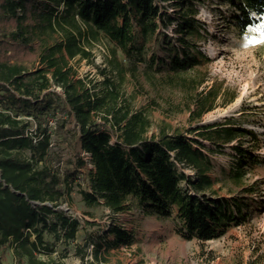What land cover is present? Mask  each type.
<instances>
[{
    "label": "trees",
    "instance_id": "trees-1",
    "mask_svg": "<svg viewBox=\"0 0 264 264\" xmlns=\"http://www.w3.org/2000/svg\"><path fill=\"white\" fill-rule=\"evenodd\" d=\"M163 1L182 12L174 24ZM221 2L234 9L232 22L240 33L257 28L256 16L264 17V0ZM196 11L194 0H0V264H6L4 251L18 263L62 264L46 236L75 240L79 220L60 208L70 205L72 192L84 206L112 213L136 207L162 216L174 211L188 240L219 238L230 222L243 219L241 204L234 202L232 214L226 199L207 194L214 191L213 163L200 139L222 147L244 135L256 139L255 134L235 125L186 131L160 126L151 132L146 110L130 108L111 76L134 73L147 45L166 37L164 30L173 24L185 46L182 56L169 58L170 79L192 89L201 85L197 78L187 79L209 61L188 46ZM53 33L61 39L48 45L44 37ZM83 34L114 45L110 71L103 70L102 81L92 88L75 79L67 65L68 59L89 55L79 43ZM218 95L216 86L199 94L190 120L215 108ZM52 133L69 149L64 160L48 149ZM184 168L193 169L194 176ZM109 231L115 237L107 245L128 242L123 229ZM101 247L100 242L93 246L96 261Z\"/></svg>",
    "mask_w": 264,
    "mask_h": 264
},
{
    "label": "rangeland",
    "instance_id": "rangeland-1",
    "mask_svg": "<svg viewBox=\"0 0 264 264\" xmlns=\"http://www.w3.org/2000/svg\"><path fill=\"white\" fill-rule=\"evenodd\" d=\"M160 4L174 24L182 12L168 1ZM194 7L195 26L191 37H187L188 46L200 51L209 61L191 71L187 79L197 78L203 81L201 85L192 89L188 82L181 84L170 79L169 58L182 56L185 46L173 24L164 30L166 37L147 45L145 59L137 63L134 73L126 71L120 79L114 71L111 76L118 80L130 108L146 110L151 132H157L160 126L186 131L196 126L235 125L255 134L256 139L244 135L222 147L212 140L200 139L204 153L213 163L210 176L214 191L207 194L226 199V211L232 214L236 212L234 202L241 204L243 219L230 222L219 238L203 242L188 240L182 236L183 225L174 211L162 216L136 207L112 213L100 206H84L72 192L70 205L63 203L60 208L79 220L75 240L64 242L46 236L55 246L54 258L62 264H264V17L254 14L260 20L259 26L240 33L232 22L234 9L221 0H194ZM87 38L80 37L79 43L89 55L68 59L67 65L75 79H82L87 88H92L102 81L103 70L110 71L114 45L102 36L96 40ZM44 39L48 45L53 44L61 39V33ZM116 58L122 61L118 51ZM212 86L219 88L215 108L190 120L199 94ZM99 88L95 87V91ZM231 96L235 97L228 101ZM55 124L51 120L50 126ZM48 149L61 155L62 160L70 153L53 133ZM237 170L241 171L239 178L234 176ZM184 172L191 178L195 174L191 168H184ZM112 226L129 234L127 243L107 245L114 241L115 236L109 231ZM99 242L102 247L96 261L91 252ZM2 258L6 264H26L25 260L16 262L10 251H4Z\"/></svg>",
    "mask_w": 264,
    "mask_h": 264
}]
</instances>
